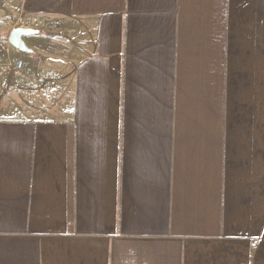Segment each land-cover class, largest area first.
Instances as JSON below:
<instances>
[{"label": "crops", "instance_id": "1", "mask_svg": "<svg viewBox=\"0 0 264 264\" xmlns=\"http://www.w3.org/2000/svg\"><path fill=\"white\" fill-rule=\"evenodd\" d=\"M8 44L0 264H264V0H0Z\"/></svg>", "mask_w": 264, "mask_h": 264}, {"label": "rangeland", "instance_id": "2", "mask_svg": "<svg viewBox=\"0 0 264 264\" xmlns=\"http://www.w3.org/2000/svg\"><path fill=\"white\" fill-rule=\"evenodd\" d=\"M9 21H12L15 19V17H11V15H9V17L7 18ZM5 25H8V22L5 21ZM3 48V47H2ZM0 48V49H2ZM3 54H0V59H3L0 62V103H2V101H8L9 103L11 102V97L13 95V91L14 89L9 86L11 83V79L13 76V72L12 73H8L6 70L8 69V64H10L5 58L6 56L2 57ZM10 61L13 63V59L12 57H10ZM7 64V65H5ZM9 82V83H8ZM10 105V104H9Z\"/></svg>", "mask_w": 264, "mask_h": 264}, {"label": "water", "instance_id": "3", "mask_svg": "<svg viewBox=\"0 0 264 264\" xmlns=\"http://www.w3.org/2000/svg\"><path fill=\"white\" fill-rule=\"evenodd\" d=\"M37 30L32 28H13L9 35V43L18 50L21 51H30L31 49L26 45L23 37L28 36L30 34L36 33Z\"/></svg>", "mask_w": 264, "mask_h": 264}, {"label": "built area", "instance_id": "4", "mask_svg": "<svg viewBox=\"0 0 264 264\" xmlns=\"http://www.w3.org/2000/svg\"><path fill=\"white\" fill-rule=\"evenodd\" d=\"M0 54H3L2 57L6 56L5 59L10 63L9 65L12 64V62L10 61V57L12 55V47L10 46V44H8L7 46H4L2 49H0ZM2 60L3 59H0V62ZM12 65H15V69H20L23 65V61L18 60L15 64H12Z\"/></svg>", "mask_w": 264, "mask_h": 264}]
</instances>
